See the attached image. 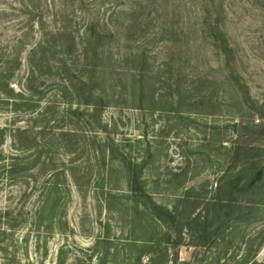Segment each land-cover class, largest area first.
Masks as SVG:
<instances>
[{
	"label": "trees",
	"instance_id": "obj_1",
	"mask_svg": "<svg viewBox=\"0 0 264 264\" xmlns=\"http://www.w3.org/2000/svg\"><path fill=\"white\" fill-rule=\"evenodd\" d=\"M29 1L34 5V9L27 11L32 30L38 26L42 36L30 47L25 64L23 53L17 52L14 58L2 56L5 60H1L4 65L0 67V111L6 110L11 116L7 124L0 125V198L5 196L0 204V253L4 257L10 251L9 242L18 243L16 232L22 227L30 226L40 239L42 234L51 233L62 224L66 200L72 194L70 183L84 193L80 184L84 173L81 160L92 167L90 179L97 167V176L91 183L94 182L97 194H103L109 210L121 200L119 194H127V202H121V206L131 202L144 220L156 228V236L133 241L135 246L141 245L137 246L142 249L141 255L152 256L149 264H190L178 258V249L184 245V231L206 236L209 244L221 241L226 249L240 225L264 222L263 141V144L239 141L222 146L224 154L217 158L220 177L215 195L203 199L194 188L177 187L175 193L182 189V194H177L176 203L171 205L157 199L160 191L164 193L167 189L161 190L159 184L153 189L145 180L152 156L150 150L142 161L127 153L122 141L111 138L110 130H116L117 124L112 126L104 119L107 109L125 107L142 112L164 107L176 116L182 117L184 112L197 116L204 103L232 115L223 94L217 91L226 82L233 89L237 107H246L247 112L240 116L242 122L233 124L235 137L242 140L262 132L264 139V116L260 115L259 122H255L250 114L256 109L255 103L247 85L232 71L234 52L227 35L220 31V19L203 22L202 28L203 31L211 28V35L204 32L205 39L211 42L217 55L225 57L230 76L225 82L218 79L207 82L201 77L186 83L179 75L175 84H171V79L164 80L162 83L168 90L161 92L158 82L162 74L154 72L147 46L132 49L118 29L112 28L109 21L113 15L110 20L87 17L81 26H75L73 19L66 22L69 0H44L47 8L59 1L62 9L60 16L52 13L47 17L45 10L41 15L35 12L43 0ZM122 51L126 52L122 54ZM168 64L163 62L162 66ZM23 70L26 72L19 86L22 88L17 90L13 81ZM47 75L52 76L50 80L60 82L61 95L44 103L46 93L38 85ZM115 77L119 85L111 83ZM245 115H251L252 119L246 120ZM101 134L105 135L104 139L100 138ZM8 139L11 145L6 151ZM189 169L190 165L173 175L184 180ZM121 174L126 177V191L115 182ZM200 205L202 208L197 212ZM211 230L215 232L209 234ZM133 232L137 233V228ZM170 247L175 249L172 258ZM155 252L162 258H155ZM59 259V264H63V258ZM215 261L264 264L246 257L215 258ZM132 264H144L143 258H136Z\"/></svg>",
	"mask_w": 264,
	"mask_h": 264
},
{
	"label": "rangeland",
	"instance_id": "obj_2",
	"mask_svg": "<svg viewBox=\"0 0 264 264\" xmlns=\"http://www.w3.org/2000/svg\"><path fill=\"white\" fill-rule=\"evenodd\" d=\"M46 3L43 0L42 5H37L35 12L38 15L45 10L46 17L52 13L60 16L62 9L59 1L55 2V6L51 4V8H47ZM33 6L29 0H0V67L4 65L3 58H14L17 52L23 53L25 64L30 47L41 38L38 26L32 30L27 15V11L34 9ZM66 6L69 15L66 22L70 23L73 19L75 26H81L87 17L110 20L113 15L109 21L113 24L112 28L118 29L126 42L133 46L132 49L147 46L154 72L162 74L158 82L161 92L168 90L167 85L162 83L164 80L171 79V84H175L179 75L186 83L201 77L207 82L216 79L223 82L230 76L225 57L217 55L211 42L205 39L204 32L206 36L211 35V28L206 27L204 31L202 28L203 22L208 24L220 19V31L227 35L234 52L232 71L247 85L255 103L256 109L250 114L255 122H259L260 115L264 116V0H69ZM174 33L178 36L175 37ZM167 61L168 66H162ZM25 72L23 70L13 81L17 90L22 88L19 86L23 84ZM43 78L38 85L46 93L43 102L57 100L52 99L56 95L59 99L60 82L50 80V75ZM116 80L115 77L111 83L119 85ZM217 91L223 94L232 115L205 103L197 116L187 112L181 114L182 117L176 116L164 107L146 112L127 107L105 111L106 122L112 126L117 124L116 130H110L111 138L122 141L127 153L137 156L139 161L149 156L147 151L152 153L144 177L151 188L155 189L159 184L161 190L167 189L157 196L161 202L176 203V195L182 194V189L175 193L177 187L194 188L203 199L212 198L220 177L217 158L224 154L222 146L235 142H264L262 132L242 140L235 137L233 124L242 122L240 116L247 113L246 107L240 108L242 111L237 107L236 96L229 83L225 82ZM251 115H245L246 120H251ZM8 118L11 116L6 110L0 111L1 126L8 123ZM100 138L104 139L105 135L101 134ZM10 145L8 139L4 149L9 151ZM79 164L84 172L80 181L84 193L78 192L74 183H70L72 194L66 200L62 224L51 233L42 234L40 239L30 226L17 230L18 243L9 242L10 251L5 257L0 253V264H59V258H63V264H132L136 258H143V263L149 264L152 256L141 255L142 249L137 247L141 245L135 246L133 241L153 234L156 236V228L151 226L150 221L144 220L131 202L128 206H121V202H127V194H119L121 200L113 210H109L105 197L97 194L94 182L91 183L97 176V167L90 179L88 174L92 167L82 160ZM188 165L189 174L184 180L173 175L186 170ZM125 178L121 174L115 179L124 191ZM4 199L5 196L0 198V204ZM198 208L197 212H200L201 205ZM132 220H136L135 223ZM216 227L218 225L213 228ZM134 228H137V233L133 232ZM214 232L211 230L209 234ZM183 234L184 245L178 249V258L182 262L224 264L215 261V258L245 257L264 262V243L260 245L264 242V222L240 225L226 249L221 241L207 243L206 236L202 234H189L187 231ZM168 252L172 258L175 249L170 247ZM154 254L155 258H162L159 252Z\"/></svg>",
	"mask_w": 264,
	"mask_h": 264
}]
</instances>
